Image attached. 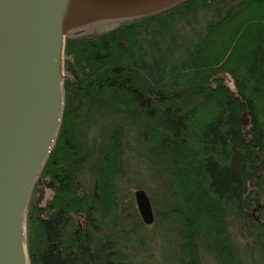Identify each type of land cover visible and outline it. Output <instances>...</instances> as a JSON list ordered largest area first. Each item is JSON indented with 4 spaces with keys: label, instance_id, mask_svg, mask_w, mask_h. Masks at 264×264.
Returning a JSON list of instances; mask_svg holds the SVG:
<instances>
[{
    "label": "trees",
    "instance_id": "16d2710c",
    "mask_svg": "<svg viewBox=\"0 0 264 264\" xmlns=\"http://www.w3.org/2000/svg\"><path fill=\"white\" fill-rule=\"evenodd\" d=\"M63 76L26 208L28 264H264V0H188L74 29ZM132 161L149 166L147 184ZM143 188L158 196L149 226Z\"/></svg>",
    "mask_w": 264,
    "mask_h": 264
},
{
    "label": "water",
    "instance_id": "95a60500",
    "mask_svg": "<svg viewBox=\"0 0 264 264\" xmlns=\"http://www.w3.org/2000/svg\"><path fill=\"white\" fill-rule=\"evenodd\" d=\"M186 1L0 0V264H28L26 208L60 127L67 33L149 16ZM241 123L245 129L246 114ZM134 199L141 220L151 225L147 194L137 190Z\"/></svg>",
    "mask_w": 264,
    "mask_h": 264
},
{
    "label": "rangeland",
    "instance_id": "374dc122",
    "mask_svg": "<svg viewBox=\"0 0 264 264\" xmlns=\"http://www.w3.org/2000/svg\"><path fill=\"white\" fill-rule=\"evenodd\" d=\"M88 29H86L85 31H87ZM141 151V149L138 147V145H136V148H135V153H134V158H136V156H137V153L138 152H140ZM131 164H132V169H134V180L136 181V182H141V184L142 183H145V184H147V182L150 180V176L152 175V171H150V169H149V166L147 165V164H143L142 165V162L141 161H136V163L134 162V161H132L131 162ZM135 166H136V168H135ZM136 172V173H135ZM142 174H145V176L146 177H142L141 175ZM149 174H150V176H149ZM149 184L150 185H152L153 184V181H150L149 182ZM144 187H145V185H144ZM147 187V186H146ZM151 189L153 190V187L151 186ZM143 190H145V192L147 193V195H148V197L150 198H152L153 199V201L155 200H157V194H152V193H150V190H147V189H145V188H143ZM151 190V191H152ZM151 195H150V194ZM38 196H39V192H38V190H37V193H36V195H35V198L37 199L38 198ZM51 197V192L50 191H48L47 192V194H46V196H45V198H44V201L42 202V206L48 201V199ZM46 201V202H45ZM154 201V202H155ZM156 204V203H155ZM156 206H158V207H160V205L157 203L156 204ZM258 211H259V209H258V207H256V206H254V207H252L251 209H250V211H249V217L251 218V219H259V214H258ZM147 234L149 235V238H148V240H154L155 238V240L157 241V242H159L160 243V241L162 240V241H166L167 239H168V234L166 233V232H161V233H158L156 236L155 235H153V231L152 230H150V231H148L147 232ZM152 243L150 242V245H151ZM160 256H161V254H159Z\"/></svg>",
    "mask_w": 264,
    "mask_h": 264
},
{
    "label": "flooded vegetation",
    "instance_id": "af4514ba",
    "mask_svg": "<svg viewBox=\"0 0 264 264\" xmlns=\"http://www.w3.org/2000/svg\"><path fill=\"white\" fill-rule=\"evenodd\" d=\"M41 189H43L44 190V192L41 194V195H43L42 196V198H41V202L39 203L38 202V198H37V203L39 204V206H40V209H43L44 208V206H45V204L42 206L41 204H42V202L44 201V198H45V196H46V194H47V192L49 191L48 189H47V187H46V185H44V184H41V185H39V187H38V192H39V195H40V193H41ZM39 197V196H38ZM46 202V201H45Z\"/></svg>",
    "mask_w": 264,
    "mask_h": 264
}]
</instances>
